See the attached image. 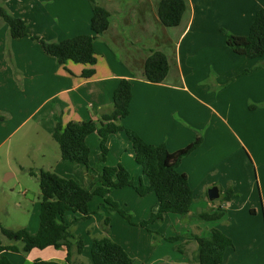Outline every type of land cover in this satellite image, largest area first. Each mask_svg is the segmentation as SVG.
<instances>
[{"label":"crops","instance_id":"0c3cea01","mask_svg":"<svg viewBox=\"0 0 264 264\" xmlns=\"http://www.w3.org/2000/svg\"><path fill=\"white\" fill-rule=\"evenodd\" d=\"M97 1L112 15L109 28L94 42L98 61L91 77L82 76L88 65L72 60L60 64L31 36L11 37L8 24L0 17V149H5L8 156L12 154V148L28 135L20 133L22 129L34 121L48 140L40 141L35 154L37 162L21 165V169L28 172L30 169H46L73 177L87 186L92 182L98 185L100 170L96 164L101 152L98 133L93 132L86 138L91 151L89 171L82 164L62 158L59 144L57 146L52 141L55 140L52 133L58 119L64 123L99 121L104 112L111 110L113 94L120 80L128 78L133 84V98L130 113L122 123L149 143H166L171 151L185 147L201 135V145L183 158L178 169L188 175L193 192L197 188L199 194L204 193L210 200L208 187L217 183L209 178L210 171L218 166L217 147L220 145L222 158L228 161L233 154V144L223 136L220 140L217 129L212 130L211 126L204 134L194 131L201 119L196 115L193 101L197 99L191 96V88L199 86L198 82L206 79L211 72L216 75V81L222 79L227 83L228 125L234 129L241 119L255 118L256 129L240 125L246 128L244 134L248 139L243 143L252 155L255 152L264 153L262 114L259 110H248V101H264V66L258 63L259 58L238 54L230 48L224 32L248 34L257 11L264 8V0H186L187 8L180 24L171 27L165 26L159 17L160 0ZM4 4L10 5L11 8H8L14 15L25 19L30 34L47 40L94 34L91 26L93 8L89 0H0V5ZM172 46L175 49L171 52ZM155 50L163 51L170 62L169 73L162 82H151L145 76L146 59ZM188 95L192 97L189 103ZM210 130L214 133L208 132ZM108 146L110 150L105 165L122 163L135 182L138 178L148 183L142 166L136 161L134 147L124 132L110 135ZM259 156L263 160L258 171L261 206H257L258 209L253 206L251 214L262 212L264 216V157ZM13 175L14 172H9L7 177ZM228 180L234 183L233 178ZM219 189L221 196L226 190ZM111 196L133 214L136 222L147 219L159 206L155 192L142 196L132 186L114 188ZM95 197L90 202L92 211L101 207L99 200L97 208L92 206ZM235 202V195H232L226 203L209 202L206 205L213 208L211 210L219 206L224 208V215L211 222H221L215 228L230 236L235 244L234 248L226 250L221 264H264V228L258 229V233L257 230L247 231V218L239 220V214L246 209V205H241L235 213L231 210L236 206ZM16 205L27 211L21 202ZM37 206L25 224H9L1 219L0 223L10 229L27 227L36 233L40 227L41 201ZM206 206L197 210L191 206L188 216L196 218V214ZM230 210L231 214L227 212ZM5 213L11 220V211L6 209ZM106 213L103 207L100 212L78 221H74L80 216L78 212L65 215L71 231L84 238L82 253L73 248L74 262L92 264L94 239L108 235L126 249L134 259L133 264H200V247L195 235L209 236L214 228V223H204L210 220L190 218L188 222L191 225L185 229L179 225L186 222L176 213H166L163 224L157 221L146 228L126 221L114 212L109 214L110 232L106 233L102 227ZM260 223L261 219L257 221V226ZM253 226L256 228L255 224ZM162 234L163 237H160ZM249 235L252 239L248 238ZM171 236H179L181 250L166 239ZM0 242L9 247L1 254L11 264H33L37 259L69 264L65 246L25 251L24 242L10 239L1 227Z\"/></svg>","mask_w":264,"mask_h":264},{"label":"trees","instance_id":"16d2710c","mask_svg":"<svg viewBox=\"0 0 264 264\" xmlns=\"http://www.w3.org/2000/svg\"><path fill=\"white\" fill-rule=\"evenodd\" d=\"M92 4L93 15L91 26L94 34H79L63 40H47L40 35H32L28 24L20 16L9 12L0 5V17L8 24L10 36L14 38L31 36L41 44L48 54L55 56L62 65L69 60L88 65L82 76L91 77L95 73L94 65L98 61L94 42L98 35L106 31L111 23V11L100 5L97 0H89ZM186 0H160L158 14L165 26L180 24L186 11ZM226 43L236 53L250 58L264 57V8H260L253 19L249 33L236 35L225 31ZM170 62L168 56L160 50L153 51L145 62V76L151 82H162L168 75ZM247 72V70H246ZM133 98V84L128 78H122L113 94V106L110 111L104 112L99 121H69L64 123L58 119L52 136L61 149L64 160L82 164L90 170V147L86 141L89 134L97 132L100 137V156L97 163L100 170L98 185L92 182L87 186L73 177H65L54 171L39 169L29 172L37 176L41 189L40 227L32 233L27 227L10 229L0 224L3 233L13 240L24 242V250L46 248L54 246L67 248L66 260L69 264H80L72 260L73 248L78 253L84 249V238L71 231L66 222L68 212L80 213L74 221L91 217L100 212L90 209V202L95 196H101L106 209L102 227L106 233L110 232L111 217L109 214L117 212L126 221L149 228L151 223L163 221L166 213H176L181 216L189 215L190 208L195 200L189 177L178 168L184 157L198 148L203 137L200 135L183 148L171 151L166 143L153 144L144 140L135 130L128 128L122 120L130 113V104ZM124 132L131 141L136 161L142 166L148 183L133 179L129 169L122 163L115 166L105 165L109 154L108 139L112 134ZM132 186L142 196L155 192L159 206L156 212L147 219L139 222L133 220V214L114 200L111 192L114 188ZM233 195L232 189L224 193L223 201L227 202ZM224 208L219 206L215 210H203L196 217L204 220H216L224 215ZM152 231V230H151ZM156 233V231H155ZM158 233V232H157ZM166 239L174 241L179 236ZM200 247V264H221L227 249L234 248L233 239L222 230L214 228L209 236L195 235ZM9 247L0 242V263L11 264L1 252ZM181 250V247L177 246ZM11 249H14L11 247ZM92 264H133L134 259L126 249L110 236L95 238L91 249ZM33 264H61L57 261L37 259Z\"/></svg>","mask_w":264,"mask_h":264},{"label":"rangeland","instance_id":"374dc122","mask_svg":"<svg viewBox=\"0 0 264 264\" xmlns=\"http://www.w3.org/2000/svg\"><path fill=\"white\" fill-rule=\"evenodd\" d=\"M3 6L12 13V11L8 8L10 5L7 6L4 4ZM174 49V46L170 47L171 52L174 51ZM259 62H261V66L263 67L264 58H259L258 63ZM215 78L216 75L211 72V74L206 79L200 80L198 82L199 86L191 88L193 92L190 93L191 96L197 99L193 101V104L197 109L196 115L201 119V123L194 127V131L196 133L204 134L207 133L206 131L211 126L212 130L215 128L217 129L216 133H219L220 140L223 136L232 142L233 154L229 157L228 161H225L222 158L223 155L220 152L221 148L219 147L220 145H218V166L216 169L210 171L209 178L214 180V182H217L215 183L216 186L224 188L226 191L228 189H232L233 195H235L236 199V206L231 210L236 213L238 211L237 209H239L241 205L245 204L246 209L239 214L240 218H238L240 221H243L244 218H247L248 222L246 225L249 224L247 226V231L252 232L254 230L253 232H255L257 230L258 233V229L264 228L263 213L258 212L257 215L251 213L253 212V206H256L257 209V206H261V190H259L260 185L258 182V171L261 162H263L259 155L264 157V153L258 154L255 152L252 155L250 151H248L247 147H245L246 145L244 146L243 143V140H248L244 134L246 128L240 127V125H245L248 128L256 129V119L253 117H246L244 118V121L241 119L237 125H234V129H232L226 121V119L229 118V103L225 98L227 93V83L222 81V79H220V81H216ZM169 81L174 82L173 80ZM191 96L188 95L187 97L188 103L192 98ZM248 110L251 112L259 110V112L262 114V119L264 120V101L257 103L248 101ZM212 130L208 132L214 133ZM20 133H28V135L21 138L19 145H16L14 148H12V154L8 156L5 149H0V219L7 220L9 224H25V222H28L30 218L29 216L33 215L34 211L38 209L37 205L41 201V189L38 177L30 175L28 171H23L21 169V165H32L34 162H37L35 154L36 151L38 152V145L40 144L41 140L46 142L48 137L43 134L44 132L37 126V124H35L34 121L27 123ZM52 141H54L53 143L58 146L55 140ZM123 153L125 154L126 152L124 151ZM97 161H99V159ZM227 162L229 164H227ZM9 172H14L15 175L7 177ZM227 178H233L234 183L232 184L230 180L227 181ZM139 181L140 180L137 178L136 183ZM215 185L208 187V190ZM195 190V200L192 204L193 210H197V208L200 206H203L202 208H204V205L206 206L209 202L219 203L221 201L226 203L223 201L224 194H222L216 200H208L207 196H204V193L199 194V189L196 188ZM95 198L96 200L92 203V206L97 208L99 204L97 201L99 200L101 203V209H103V198L101 196H96ZM18 202H21L23 208H25L27 211H23L20 207H17L16 203ZM36 203L37 205H35ZM36 206L37 209L35 210ZM6 209L11 211V220L7 219L8 217L5 215ZM205 209L210 210L213 208L206 206ZM231 210L227 212H230L231 214ZM246 214L248 217H245ZM249 216L256 217V219L250 218ZM182 218L186 223H182L179 226L186 229L191 225V222H188L191 217L187 215L182 216ZM191 219L198 220L199 218L197 219L196 217ZM260 219L261 223L257 226V221ZM158 222H160L159 224H163L162 221ZM204 223H214L212 225L214 228L218 223L221 224V222H211V220L210 222ZM254 224L256 225V228L253 226ZM210 232H212V229ZM159 236L163 237V234ZM248 238L252 239L250 235ZM168 241L171 242L172 245L175 244V248L181 244L178 243V239L174 241Z\"/></svg>","mask_w":264,"mask_h":264},{"label":"water","instance_id":"95a60500","mask_svg":"<svg viewBox=\"0 0 264 264\" xmlns=\"http://www.w3.org/2000/svg\"><path fill=\"white\" fill-rule=\"evenodd\" d=\"M208 196L210 198V200H216L220 197V189L218 186H212L209 190H208Z\"/></svg>","mask_w":264,"mask_h":264}]
</instances>
